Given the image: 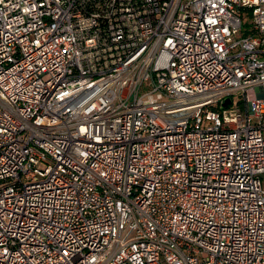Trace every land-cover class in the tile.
<instances>
[{
  "label": "built area",
  "instance_id": "2783aa9c",
  "mask_svg": "<svg viewBox=\"0 0 264 264\" xmlns=\"http://www.w3.org/2000/svg\"><path fill=\"white\" fill-rule=\"evenodd\" d=\"M263 46L264 0H0V264H264Z\"/></svg>",
  "mask_w": 264,
  "mask_h": 264
},
{
  "label": "rangeland",
  "instance_id": "374dc122",
  "mask_svg": "<svg viewBox=\"0 0 264 264\" xmlns=\"http://www.w3.org/2000/svg\"><path fill=\"white\" fill-rule=\"evenodd\" d=\"M249 27H250L249 24L247 22H245L243 25V28H242V35L243 36L247 35ZM263 48H264V46H263Z\"/></svg>",
  "mask_w": 264,
  "mask_h": 264
},
{
  "label": "water",
  "instance_id": "95a60500",
  "mask_svg": "<svg viewBox=\"0 0 264 264\" xmlns=\"http://www.w3.org/2000/svg\"><path fill=\"white\" fill-rule=\"evenodd\" d=\"M228 103H230V99H229V98L226 100V102H225V104H224V107H226V105H227Z\"/></svg>",
  "mask_w": 264,
  "mask_h": 264
}]
</instances>
